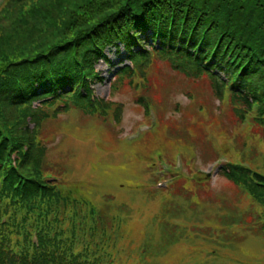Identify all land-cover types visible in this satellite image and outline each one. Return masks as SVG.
Returning <instances> with one entry per match:
<instances>
[{"label": "trees", "instance_id": "16d2710c", "mask_svg": "<svg viewBox=\"0 0 264 264\" xmlns=\"http://www.w3.org/2000/svg\"><path fill=\"white\" fill-rule=\"evenodd\" d=\"M18 12L11 28L24 33L15 30L20 39L0 27V246L23 256L25 263L28 256L41 254L40 264H59L53 252H61L68 261L80 254L90 264H149L146 237L151 234L139 242L136 253L128 242L132 254L122 261L105 241L110 237L116 243L127 233L126 206L109 202L108 212H99L75 191L63 193L61 174L43 166L46 146L34 140L39 122L47 117L44 108L54 105L56 113L85 105L92 111V82L103 78L94 65L102 60L110 66L108 51L122 47L128 63L120 59L111 71L114 79L125 76L132 82L135 70H142L151 55L172 56L178 72L207 74L216 96L227 99L241 121L264 132V0H28ZM144 97L137 99L149 108ZM220 172L253 199L248 198L244 210L228 213L232 222L222 226L242 225L264 244V167L228 162ZM186 177L165 187L176 203L184 198L181 180ZM155 179L153 175L151 182ZM131 205L129 210L138 212ZM180 212L182 227L194 233L191 242L197 231H221L192 211L182 207ZM208 236L216 242V236ZM103 245L111 247L109 253ZM1 254L0 264H15Z\"/></svg>", "mask_w": 264, "mask_h": 264}, {"label": "rangeland", "instance_id": "374dc122", "mask_svg": "<svg viewBox=\"0 0 264 264\" xmlns=\"http://www.w3.org/2000/svg\"><path fill=\"white\" fill-rule=\"evenodd\" d=\"M23 1L25 4L28 0ZM23 5L0 0V27L11 30L19 39L20 32L24 33L11 26ZM51 30L50 26L48 33ZM108 52L110 66L102 60L94 65L106 76L92 82V111L85 105L56 113L54 105L44 108L47 117L39 122V137L34 141L46 146L43 166L61 174L62 185L58 187L63 193L71 189L95 203L99 212H108L109 202L127 207V233L116 243L114 238L105 239L117 261L131 257V249L136 253L139 242H145L146 235L151 234L146 237L147 246L151 244L146 258L149 264H264V244L258 236L239 224L222 226L232 222L228 213L245 209L249 197L220 172L221 164L228 162L264 167V132L253 123L241 121L234 106L216 96L207 74L178 72L172 56L151 55L142 70H135L133 81L128 82L125 76L114 79L111 75L120 66V59L128 63L124 48ZM144 95L149 108L137 99ZM37 102L29 105L37 107ZM9 115L13 117L15 113ZM29 127H33L31 121ZM174 161L178 165L167 164ZM168 171L177 174L171 176ZM184 172V198L177 200L185 211H192L200 221L206 220L211 228L221 230L211 234L197 231L194 242L189 239L194 233L182 227V207L175 202L171 189L144 188L153 185V175L164 173L160 176L168 177L167 185H175ZM130 201L131 209L139 208L138 212L129 210ZM208 235L216 236V242ZM109 245L102 246L107 253ZM159 250L163 254L157 256ZM0 253L3 260L15 264H40L43 258L34 254L25 263L21 261L23 256L15 257L5 245L0 246ZM53 254L59 264H90L80 254L75 261H68L61 252ZM95 264L104 263L97 260Z\"/></svg>", "mask_w": 264, "mask_h": 264}]
</instances>
